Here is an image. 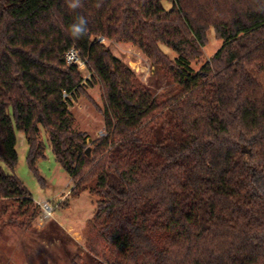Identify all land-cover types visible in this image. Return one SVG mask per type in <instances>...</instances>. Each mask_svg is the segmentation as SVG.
<instances>
[{
  "label": "trees",
  "instance_id": "trees-1",
  "mask_svg": "<svg viewBox=\"0 0 264 264\" xmlns=\"http://www.w3.org/2000/svg\"><path fill=\"white\" fill-rule=\"evenodd\" d=\"M210 27L223 43L196 69ZM99 36L136 44L174 91L158 97ZM72 47L102 85L107 133L90 143L69 109L86 91ZM16 128L40 178L45 129L74 190L97 195L110 264H264V0H0V218L25 229L38 205L6 170Z\"/></svg>",
  "mask_w": 264,
  "mask_h": 264
},
{
  "label": "rangeland",
  "instance_id": "rangeland-1",
  "mask_svg": "<svg viewBox=\"0 0 264 264\" xmlns=\"http://www.w3.org/2000/svg\"><path fill=\"white\" fill-rule=\"evenodd\" d=\"M166 6L170 8L171 4L166 3ZM105 39L104 43L111 51L131 66L158 97L174 91V81L158 71L151 58L136 44ZM222 43L215 28L210 27L206 32L205 45L193 58V66L198 69L210 60ZM168 51L175 56L173 51ZM81 70L86 91L72 100L69 109L76 118V127L89 133L90 143L107 133L103 116L104 96L101 83L93 75L89 78L88 66ZM16 136L18 162L14 171L7 167L6 170L14 172L30 190L38 209L25 229L0 218V264H73L74 261L110 264L121 259L120 252L111 243L94 237L92 228L98 197L90 192L88 185L84 190H74L76 182L56 159L46 130H41L46 156L37 162L41 178L29 166V145L25 133L16 128ZM44 202L54 207L49 218L43 215L41 203Z\"/></svg>",
  "mask_w": 264,
  "mask_h": 264
},
{
  "label": "built area",
  "instance_id": "built-area-1",
  "mask_svg": "<svg viewBox=\"0 0 264 264\" xmlns=\"http://www.w3.org/2000/svg\"><path fill=\"white\" fill-rule=\"evenodd\" d=\"M101 42H104L106 39L103 36H99L98 38ZM67 62L69 64H76L78 68L81 70L82 68H86L88 66V60L83 58L80 54V50L76 47H72L67 53H66ZM92 76L91 71L89 72V78ZM65 96L71 97L72 95L65 92ZM42 209H43V215L45 218H49L53 215L54 207L49 202L41 203Z\"/></svg>",
  "mask_w": 264,
  "mask_h": 264
},
{
  "label": "clouds",
  "instance_id": "clouds-1",
  "mask_svg": "<svg viewBox=\"0 0 264 264\" xmlns=\"http://www.w3.org/2000/svg\"><path fill=\"white\" fill-rule=\"evenodd\" d=\"M77 5L73 4L71 7H76ZM85 24L83 18H80L79 23L77 25L72 26V32L74 35H79L82 32V26Z\"/></svg>",
  "mask_w": 264,
  "mask_h": 264
}]
</instances>
